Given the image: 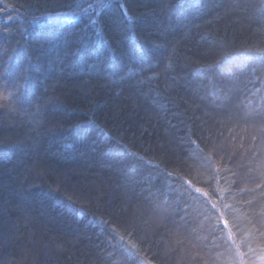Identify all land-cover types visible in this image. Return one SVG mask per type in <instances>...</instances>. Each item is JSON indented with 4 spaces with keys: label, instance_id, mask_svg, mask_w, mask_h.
I'll list each match as a JSON object with an SVG mask.
<instances>
[{
    "label": "trees",
    "instance_id": "obj_1",
    "mask_svg": "<svg viewBox=\"0 0 264 264\" xmlns=\"http://www.w3.org/2000/svg\"><path fill=\"white\" fill-rule=\"evenodd\" d=\"M95 1L0 0V264H264V0Z\"/></svg>",
    "mask_w": 264,
    "mask_h": 264
},
{
    "label": "rangeland",
    "instance_id": "obj_2",
    "mask_svg": "<svg viewBox=\"0 0 264 264\" xmlns=\"http://www.w3.org/2000/svg\"><path fill=\"white\" fill-rule=\"evenodd\" d=\"M110 0H105V3L109 2ZM96 3V1L90 5H93L92 7H90V5L78 10V11H72V12H60V13H53V14H48V15H44V16H39V17H28V21L31 25L38 23L40 21L43 20H55V19H66L69 20L73 17H76L80 14H85V13H89L91 15H93L95 18L97 17L99 11L97 10V8L94 6Z\"/></svg>",
    "mask_w": 264,
    "mask_h": 264
},
{
    "label": "snow or ice",
    "instance_id": "obj_3",
    "mask_svg": "<svg viewBox=\"0 0 264 264\" xmlns=\"http://www.w3.org/2000/svg\"><path fill=\"white\" fill-rule=\"evenodd\" d=\"M93 5H90V7H92ZM97 10H103L105 8L108 7V4L105 3V0H96V3L94 5ZM121 11H123L125 14L127 13V9L125 8V6L123 4L119 5ZM93 23H95V21H92ZM8 98H11V93H9V97ZM193 143H195V141H193ZM201 151H203V149H201ZM206 160L210 161L211 160V156H208L206 157ZM186 183H190V181H186ZM196 192H201L202 190L200 188H196L195 189ZM205 195H207V193H204ZM213 207H215L216 205L213 204L212 205ZM225 224H227V221H224Z\"/></svg>",
    "mask_w": 264,
    "mask_h": 264
},
{
    "label": "bare ground",
    "instance_id": "obj_4",
    "mask_svg": "<svg viewBox=\"0 0 264 264\" xmlns=\"http://www.w3.org/2000/svg\"><path fill=\"white\" fill-rule=\"evenodd\" d=\"M48 14H51V13H47V14H44V15H48ZM242 258H240V260H241ZM242 261V260H241Z\"/></svg>",
    "mask_w": 264,
    "mask_h": 264
}]
</instances>
